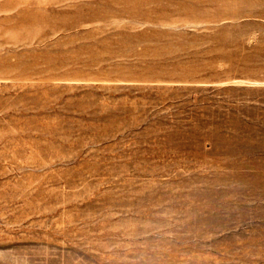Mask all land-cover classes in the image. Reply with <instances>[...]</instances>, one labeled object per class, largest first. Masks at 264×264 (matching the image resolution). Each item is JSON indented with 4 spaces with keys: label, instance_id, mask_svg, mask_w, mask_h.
I'll return each instance as SVG.
<instances>
[{
    "label": "rangeland",
    "instance_id": "1",
    "mask_svg": "<svg viewBox=\"0 0 264 264\" xmlns=\"http://www.w3.org/2000/svg\"><path fill=\"white\" fill-rule=\"evenodd\" d=\"M0 264H264V0H0Z\"/></svg>",
    "mask_w": 264,
    "mask_h": 264
}]
</instances>
